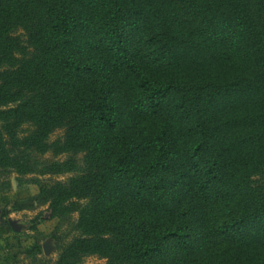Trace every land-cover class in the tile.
<instances>
[{
	"label": "trees",
	"instance_id": "trees-1",
	"mask_svg": "<svg viewBox=\"0 0 264 264\" xmlns=\"http://www.w3.org/2000/svg\"><path fill=\"white\" fill-rule=\"evenodd\" d=\"M13 174L55 264H264V0H0Z\"/></svg>",
	"mask_w": 264,
	"mask_h": 264
},
{
	"label": "rangeland",
	"instance_id": "rangeland-1",
	"mask_svg": "<svg viewBox=\"0 0 264 264\" xmlns=\"http://www.w3.org/2000/svg\"><path fill=\"white\" fill-rule=\"evenodd\" d=\"M62 135L63 131H56L51 140ZM45 158L52 159V156ZM69 177L71 174L46 175L40 179L52 184ZM8 179L10 186L2 187L3 179L0 178V264H55L62 246L74 235L71 229L79 213L73 212L63 220L52 218L48 205H38L33 201L39 191L36 185L19 181L14 174ZM11 223L15 224L17 231L11 227ZM59 236L64 237L61 244L57 241ZM106 262L98 256H89L80 264Z\"/></svg>",
	"mask_w": 264,
	"mask_h": 264
},
{
	"label": "water",
	"instance_id": "water-1",
	"mask_svg": "<svg viewBox=\"0 0 264 264\" xmlns=\"http://www.w3.org/2000/svg\"><path fill=\"white\" fill-rule=\"evenodd\" d=\"M11 226L13 227V229H14V230H16V231H17V228H16V226H15V224H14V223H11Z\"/></svg>",
	"mask_w": 264,
	"mask_h": 264
},
{
	"label": "flooded vegetation",
	"instance_id": "flooded-vegetation-1",
	"mask_svg": "<svg viewBox=\"0 0 264 264\" xmlns=\"http://www.w3.org/2000/svg\"><path fill=\"white\" fill-rule=\"evenodd\" d=\"M12 227V226H11ZM13 228V227H12Z\"/></svg>",
	"mask_w": 264,
	"mask_h": 264
}]
</instances>
